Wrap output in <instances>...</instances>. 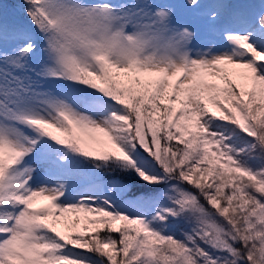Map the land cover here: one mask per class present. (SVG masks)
<instances>
[{
    "label": "snow or ice",
    "instance_id": "snow-or-ice-1",
    "mask_svg": "<svg viewBox=\"0 0 264 264\" xmlns=\"http://www.w3.org/2000/svg\"><path fill=\"white\" fill-rule=\"evenodd\" d=\"M0 264H264V0H0Z\"/></svg>",
    "mask_w": 264,
    "mask_h": 264
},
{
    "label": "trees",
    "instance_id": "trees-1",
    "mask_svg": "<svg viewBox=\"0 0 264 264\" xmlns=\"http://www.w3.org/2000/svg\"><path fill=\"white\" fill-rule=\"evenodd\" d=\"M9 13L14 10L15 3L17 0H3Z\"/></svg>",
    "mask_w": 264,
    "mask_h": 264
},
{
    "label": "rangeland",
    "instance_id": "rangeland-1",
    "mask_svg": "<svg viewBox=\"0 0 264 264\" xmlns=\"http://www.w3.org/2000/svg\"><path fill=\"white\" fill-rule=\"evenodd\" d=\"M199 42V41H198Z\"/></svg>",
    "mask_w": 264,
    "mask_h": 264
}]
</instances>
